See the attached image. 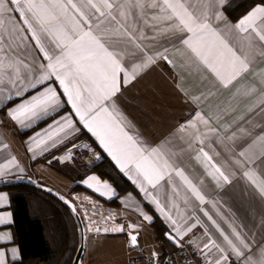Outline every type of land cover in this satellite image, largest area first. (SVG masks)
Wrapping results in <instances>:
<instances>
[{
  "label": "snow or ice",
  "instance_id": "snow-or-ice-1",
  "mask_svg": "<svg viewBox=\"0 0 264 264\" xmlns=\"http://www.w3.org/2000/svg\"><path fill=\"white\" fill-rule=\"evenodd\" d=\"M225 3L226 0H192L191 3L190 0H0V96L11 101L14 97L32 93L9 109V117L28 127L30 122L55 113L62 103L70 104L78 118L75 123L81 124L95 137L119 170L146 194L150 203L174 226L175 234L170 232L165 235L177 246H181L183 237L200 221L197 219L182 228L173 214L149 192V188L155 189L166 177L170 179L175 175L187 186L192 197L201 204L207 201L184 170L175 167L160 147L144 144L119 111L116 97L121 93L122 86L131 83L140 71L155 63V57L149 55L144 62L133 63L128 68L122 61L125 55H134V52L129 53L126 47L118 45L132 43L136 48H141L136 43L137 36L133 34L141 21L143 24L151 23L154 28L157 24L165 25L159 31L177 36L179 42L227 87L250 70L255 56L250 57L243 49L238 52L225 35L247 34L244 40L249 52L255 50L256 54L264 57V3L258 4L235 24L230 23L220 10ZM146 8L156 11L149 17ZM13 11L19 14L20 21L11 15L6 17L5 14ZM21 23L26 29L21 27ZM139 35L143 36V32L140 31ZM29 36L40 53L39 58L33 55L29 47ZM121 36L127 40L113 39ZM157 56L167 60L163 53H157ZM259 76L264 84V71ZM57 88L61 91L58 92ZM254 90V86L249 89ZM5 92L8 94L4 95ZM61 96L66 100L62 101ZM192 99L198 103L196 97ZM194 116V119L180 126L178 138L184 140L188 137L204 144L207 133L215 129L199 111ZM75 123L71 114L61 116L31 140L37 147L48 141L55 145L57 138L62 141L69 135V130L73 133L79 131ZM198 125H203L207 131H201ZM257 143L264 145V135L253 140L239 156L244 157V163L248 164L260 159L258 167H261L264 166V147H261L258 157L246 156V152ZM2 147L7 148L8 145ZM70 156L69 150L65 158ZM201 157L209 177L217 183H230L229 177L203 148L196 159L201 160ZM236 163L241 164L242 161L237 160ZM16 164L13 157L0 165V176ZM244 175L264 197V178L252 169L245 171ZM84 183L89 188L95 184L94 190L97 192L102 187L105 191L101 195L111 198L113 189L106 182L101 184L98 177L91 176ZM3 200H6V196H0V201ZM173 207L176 205L173 204ZM141 215L144 220L152 221L151 216ZM204 215L219 231L226 245L222 246L209 235L208 242L199 248L207 264H229V253L237 264H264V246L253 253L254 242L251 239H246L235 227L231 236L225 234L207 211ZM4 222L5 218L0 216V224ZM130 227L136 229L138 225ZM94 231L99 233L101 229L97 227ZM109 231L126 233L131 245L138 246L137 235L126 232L123 225L103 229L104 233ZM205 234L208 235L207 229ZM188 242L193 243L191 240ZM213 249L218 253L215 258L209 256ZM16 251L12 249L14 254ZM0 264H4L3 252H0Z\"/></svg>",
  "mask_w": 264,
  "mask_h": 264
},
{
  "label": "crops",
  "instance_id": "crops-1",
  "mask_svg": "<svg viewBox=\"0 0 264 264\" xmlns=\"http://www.w3.org/2000/svg\"><path fill=\"white\" fill-rule=\"evenodd\" d=\"M230 1L226 0L220 10L232 24L237 23L258 5H253L243 15L233 19L226 11ZM9 6L14 8L12 5ZM196 6L199 7V4ZM155 11V9L146 8L149 17ZM5 15L6 17L14 16L16 21L21 20L15 11ZM21 27L26 29L22 23ZM163 27L165 25L157 24L154 28L151 23L143 24L141 21L133 34L137 36L136 43L141 45L142 50L132 43L118 45V47H126L129 53L134 52V55H125L122 61L128 68L133 63L144 62L149 55L155 57V63L149 64L147 68L140 71L131 83L122 86L121 93L116 97V103L119 111L142 138V142L147 146L160 147L174 166L182 168L185 175L197 185L207 202L201 204L192 197L187 186L175 175L170 179L166 177L155 189L149 188V192L173 214V218L182 228H186L197 219L200 221L183 238L196 235L199 246L203 247L210 235L217 243L226 246L219 231L204 215L207 211L225 234L231 236L232 228L235 227L246 239H251L254 242L252 247L254 253L257 248L264 246V197H261L244 172L252 169L264 178V166L258 167L260 159H256V162L252 164L244 163L245 158L240 157L239 153L248 148L253 140L264 135V84L260 82L259 76V73L264 71V57L256 54L255 50L249 52L244 40L247 34H226L225 38L238 52L243 49L250 57L255 56V59L247 73L224 87L215 74L179 42L177 36L170 32L159 31ZM140 31L143 32V36L139 35ZM25 35L28 33L25 32ZM113 39L127 40L122 36L113 37ZM29 47L33 55L39 58L40 53L30 36ZM165 49H167L166 52ZM157 53H163L167 56V60L157 56ZM253 86L255 90L249 91ZM57 91L61 90L57 88ZM7 94V92L4 93V95ZM31 94L14 97L11 101L4 100L0 96V165H4L13 157L17 161L16 166L5 170V174L0 178L20 174L35 176L39 181L55 187L70 197L81 213L86 227L111 229L123 225L127 232H138L139 248L137 250H146L144 240L150 229L155 230L153 223L156 217H159L164 227H167L165 234L173 232L174 226L170 221L161 215L156 206L150 203L146 194L141 192L124 173L119 170L133 185V189L120 194L119 189L109 179L101 177L92 170V167L104 157L114 164L115 162L103 150L95 137L81 124L75 123L78 118L74 115L70 104L62 103L55 113L30 122L28 127L12 120L8 115L9 109L20 104L26 96ZM193 97L197 98L198 103L193 102ZM61 100H66V97L61 96ZM197 111L208 119L211 128L215 129L214 132L207 133L204 144L188 137L184 140L178 138L180 126L194 119ZM67 114H71L75 127L79 129L78 132L73 133L69 130V135L62 141L57 138L55 145L52 141H48L47 144L37 147L32 142L31 138L46 129L53 120ZM45 119H47L45 122L37 126ZM198 127L201 131H207L203 125ZM32 128L34 129L31 130ZM85 138L89 139L90 145L84 144L70 149L73 144ZM4 144L8 147L3 148ZM261 147L264 145L260 143L253 145L246 152V156L258 157ZM201 148L212 157L214 163L221 167L229 177L230 183L223 181L217 183L207 175L202 162L203 157L201 160L196 159ZM69 150L71 156L65 158ZM173 153L175 155H172ZM237 160L242 163L237 164ZM117 168L119 169L118 166ZM91 176L98 177L101 184L106 182L111 186L113 189L111 198L108 195H101V192L105 191L102 187L100 192H97L94 190L95 184L93 188H89L84 183ZM74 185L84 189L72 190ZM0 196H6V200L0 201V216L5 218V222L0 224V252L4 253V264H14L21 258V251L14 241L11 193L0 189ZM114 200H117V205L110 204ZM173 204L176 207H173ZM141 213L151 216L152 221L144 220ZM8 214H11L10 220ZM109 217L111 219H108ZM130 225H138V228L132 229ZM205 229L208 235L205 234ZM118 236L126 245H131L126 233H120ZM158 241L163 249L150 254L170 252L178 247L168 238L165 243ZM12 249L17 250L15 254ZM140 254L148 253L141 251L134 256ZM216 254L218 253L213 249L209 256L215 258ZM230 259H235L231 253H229Z\"/></svg>",
  "mask_w": 264,
  "mask_h": 264
},
{
  "label": "trees",
  "instance_id": "trees-1",
  "mask_svg": "<svg viewBox=\"0 0 264 264\" xmlns=\"http://www.w3.org/2000/svg\"><path fill=\"white\" fill-rule=\"evenodd\" d=\"M262 3L264 0H231L226 11L231 18L236 19L253 5ZM92 170L109 179L120 194L133 189L130 181L107 157L95 164ZM1 189L11 193L14 241L21 251V258L14 264H72L80 243V234L79 224L71 209L50 193L29 185L20 184ZM81 189L84 188L78 185L72 187V190ZM117 203V200L110 202L112 205ZM153 228L158 239L165 243L167 227H164L159 217H156Z\"/></svg>",
  "mask_w": 264,
  "mask_h": 264
},
{
  "label": "rangeland",
  "instance_id": "rangeland-1",
  "mask_svg": "<svg viewBox=\"0 0 264 264\" xmlns=\"http://www.w3.org/2000/svg\"><path fill=\"white\" fill-rule=\"evenodd\" d=\"M85 252L81 264H128L129 259L142 251V253H153L163 249L160 247L156 231L150 229L144 240V247L146 250H137L131 245L123 241L118 236L120 233H113L109 231L104 233L105 227H98L101 229V234L98 235L94 231L97 227H86ZM108 228V227H107Z\"/></svg>",
  "mask_w": 264,
  "mask_h": 264
},
{
  "label": "water",
  "instance_id": "water-1",
  "mask_svg": "<svg viewBox=\"0 0 264 264\" xmlns=\"http://www.w3.org/2000/svg\"><path fill=\"white\" fill-rule=\"evenodd\" d=\"M84 144L90 145L91 142L89 141V139H86V138L81 139L80 141L73 144L70 147V149L77 148V147L82 146ZM20 184L29 185V186L41 189L43 191H46V192L50 193L51 195L55 196L57 199H59L63 203H65L71 209L72 213L74 214V216H75V218L79 224V234H80V243H79V246H78V249L76 251V254H75V257L73 259L72 264H81L82 259H83V255L85 252L86 228H85L84 219H83L81 213L79 212L74 201L70 197H68L67 195L63 194L61 191L56 189L55 187L39 181L33 175L20 174V175H16V176L0 178V189L5 188V187H9V186H13V185H20ZM131 234L137 235V237H138V241H137L138 246L134 247L131 245L133 248L137 249V248H139V233L138 232H131Z\"/></svg>",
  "mask_w": 264,
  "mask_h": 264
},
{
  "label": "built area",
  "instance_id": "built-area-1",
  "mask_svg": "<svg viewBox=\"0 0 264 264\" xmlns=\"http://www.w3.org/2000/svg\"><path fill=\"white\" fill-rule=\"evenodd\" d=\"M100 234L99 232L98 235ZM190 240L193 243H189ZM180 245L170 252L133 256L129 259L128 264H207L199 252V248L202 247L199 246L196 235L183 238ZM229 264H237V262L235 259H230Z\"/></svg>",
  "mask_w": 264,
  "mask_h": 264
}]
</instances>
